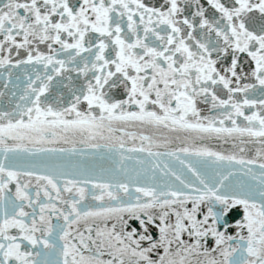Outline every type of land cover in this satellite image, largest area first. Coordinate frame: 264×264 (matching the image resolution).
Wrapping results in <instances>:
<instances>
[{
	"label": "water",
	"instance_id": "1",
	"mask_svg": "<svg viewBox=\"0 0 264 264\" xmlns=\"http://www.w3.org/2000/svg\"><path fill=\"white\" fill-rule=\"evenodd\" d=\"M0 264H264V0H0Z\"/></svg>",
	"mask_w": 264,
	"mask_h": 264
}]
</instances>
